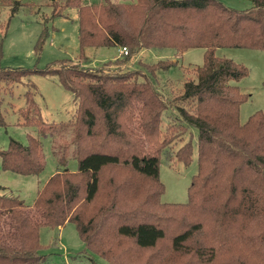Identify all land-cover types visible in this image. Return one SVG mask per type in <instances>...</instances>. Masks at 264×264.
Here are the masks:
<instances>
[{
	"label": "trees",
	"instance_id": "obj_1",
	"mask_svg": "<svg viewBox=\"0 0 264 264\" xmlns=\"http://www.w3.org/2000/svg\"><path fill=\"white\" fill-rule=\"evenodd\" d=\"M252 2L237 9L220 0H48L52 17L76 10L80 58L87 47L128 49L109 60L116 69L67 59L44 67H6L0 39V126L7 124L3 86L11 96L29 75L56 76L77 106L69 121L47 122L36 84L26 83L25 105L16 112L39 133H28L26 143L12 138L0 148L1 166L39 174L46 164L41 135L50 138L57 170L32 205L0 194V264H46L41 230L67 222L76 225L86 250L108 264H264V112L240 121L249 94L237 83L249 69L216 53L224 47L264 50V0ZM0 4L14 16L24 3ZM45 39L43 32L35 45L38 57ZM147 48H172L177 55L203 48L204 63L168 100L150 76L120 68ZM177 63L161 59L157 65L170 69ZM169 106L182 123L164 124ZM188 126L198 130L197 172L188 198L162 201L161 157ZM70 154L78 162L75 171L68 168ZM192 155L191 138L176 158L189 165Z\"/></svg>",
	"mask_w": 264,
	"mask_h": 264
},
{
	"label": "rangeland",
	"instance_id": "obj_2",
	"mask_svg": "<svg viewBox=\"0 0 264 264\" xmlns=\"http://www.w3.org/2000/svg\"><path fill=\"white\" fill-rule=\"evenodd\" d=\"M22 1L24 4L14 16H11L10 7L0 4V39L2 37L4 39L3 66L44 67L56 59H67L71 63H80L91 68L116 69L118 67L115 64L116 60H108L118 54V47L115 46L87 47L85 57L80 58L78 17L75 9H65L63 15L52 17L53 8L47 5L48 0ZM220 1L237 9L253 5L252 0ZM43 32L46 39L42 53L38 57L35 53V45ZM216 53L218 56H226L241 62L249 69V74L237 83L243 92L249 94L247 101L240 107V121L244 123L252 113L258 110L264 112V50L224 47L218 48ZM119 55L123 56V54ZM161 59H173L178 63L170 69H163L162 65H157ZM203 63V48H191L180 55H177L172 48H147L131 57L126 64H120V68L137 69L146 76H150L166 99L171 100L182 92L187 79L195 77V68ZM30 81L36 84L35 98L41 107L45 121L50 123L69 121L76 112L77 106L73 94L60 83L56 76L29 75L24 78V83L14 85L11 96H8L9 88L4 85L3 111L5 109L7 124L0 126V148H6L12 138L26 143L28 133L34 135L39 133L36 126L25 124L16 112L18 108L25 105V92L30 89L26 83ZM169 107L166 110L164 124L182 123L178 110L175 107ZM197 134L198 130L195 127L188 126L179 139L164 149L160 164V179L165 185V191L161 195L162 201L185 202L187 200L188 186L192 176L197 172ZM40 137L43 140L46 157L44 169L35 175L4 170L0 157V194L16 195L26 204L32 205L39 188L56 172L57 161L52 154L50 138L41 135ZM191 138L193 140L192 161L189 165H185L176 158V152L181 144ZM68 168L74 171L78 168V162L71 154ZM136 179L139 185L143 186L146 183L142 176H137ZM41 243L44 244L42 253L48 256L46 264H108L104 258L86 250L76 225L72 222H67L60 229L42 228Z\"/></svg>",
	"mask_w": 264,
	"mask_h": 264
},
{
	"label": "crops",
	"instance_id": "obj_3",
	"mask_svg": "<svg viewBox=\"0 0 264 264\" xmlns=\"http://www.w3.org/2000/svg\"><path fill=\"white\" fill-rule=\"evenodd\" d=\"M120 49H121V48L118 47V54H116L115 56H113L112 58H110V59H108V60H115L116 58H118V57L120 56L119 54H121V53H120ZM106 61H107V60H106Z\"/></svg>",
	"mask_w": 264,
	"mask_h": 264
},
{
	"label": "built area",
	"instance_id": "obj_4",
	"mask_svg": "<svg viewBox=\"0 0 264 264\" xmlns=\"http://www.w3.org/2000/svg\"><path fill=\"white\" fill-rule=\"evenodd\" d=\"M120 53H121V54H127V53H128V49H127L126 47H122V48L120 49Z\"/></svg>",
	"mask_w": 264,
	"mask_h": 264
}]
</instances>
